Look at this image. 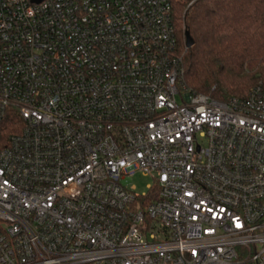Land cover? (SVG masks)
I'll return each mask as SVG.
<instances>
[{
  "label": "built area",
  "instance_id": "obj_1",
  "mask_svg": "<svg viewBox=\"0 0 264 264\" xmlns=\"http://www.w3.org/2000/svg\"><path fill=\"white\" fill-rule=\"evenodd\" d=\"M182 63L171 0H0V264H264V81Z\"/></svg>",
  "mask_w": 264,
  "mask_h": 264
},
{
  "label": "trees",
  "instance_id": "obj_2",
  "mask_svg": "<svg viewBox=\"0 0 264 264\" xmlns=\"http://www.w3.org/2000/svg\"><path fill=\"white\" fill-rule=\"evenodd\" d=\"M171 2L189 89L227 102L264 81V0Z\"/></svg>",
  "mask_w": 264,
  "mask_h": 264
},
{
  "label": "rangeland",
  "instance_id": "obj_3",
  "mask_svg": "<svg viewBox=\"0 0 264 264\" xmlns=\"http://www.w3.org/2000/svg\"><path fill=\"white\" fill-rule=\"evenodd\" d=\"M152 183L153 179L150 175L147 176L141 172H136L128 186H133L135 187L136 192L145 194L149 192L148 186H150Z\"/></svg>",
  "mask_w": 264,
  "mask_h": 264
},
{
  "label": "water",
  "instance_id": "obj_4",
  "mask_svg": "<svg viewBox=\"0 0 264 264\" xmlns=\"http://www.w3.org/2000/svg\"><path fill=\"white\" fill-rule=\"evenodd\" d=\"M185 40H186V47L189 49L191 48L193 45H194V40L193 38L191 37L190 35V32L189 31H186L185 33Z\"/></svg>",
  "mask_w": 264,
  "mask_h": 264
}]
</instances>
